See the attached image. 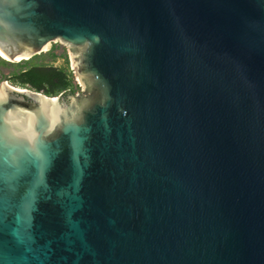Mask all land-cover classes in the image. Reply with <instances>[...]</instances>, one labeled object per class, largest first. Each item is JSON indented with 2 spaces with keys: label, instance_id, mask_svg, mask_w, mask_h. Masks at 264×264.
<instances>
[{
  "label": "water",
  "instance_id": "95a60500",
  "mask_svg": "<svg viewBox=\"0 0 264 264\" xmlns=\"http://www.w3.org/2000/svg\"><path fill=\"white\" fill-rule=\"evenodd\" d=\"M0 264H264V0H0Z\"/></svg>",
  "mask_w": 264,
  "mask_h": 264
},
{
  "label": "trees",
  "instance_id": "16d2710c",
  "mask_svg": "<svg viewBox=\"0 0 264 264\" xmlns=\"http://www.w3.org/2000/svg\"><path fill=\"white\" fill-rule=\"evenodd\" d=\"M59 58L68 59L66 48L59 44H54L47 52L18 63L9 62L0 57V76L3 78L18 77L32 68H50Z\"/></svg>",
  "mask_w": 264,
  "mask_h": 264
},
{
  "label": "rangeland",
  "instance_id": "374dc122",
  "mask_svg": "<svg viewBox=\"0 0 264 264\" xmlns=\"http://www.w3.org/2000/svg\"><path fill=\"white\" fill-rule=\"evenodd\" d=\"M56 44H59V43H56ZM53 45H54V44H53ZM53 45H52V46H53ZM59 45H61V44H59ZM52 46H51V47H52ZM62 46H63V45H62ZM65 48H66V53H67L68 60H69V50L67 49V47H65ZM46 52H47V51H46Z\"/></svg>",
  "mask_w": 264,
  "mask_h": 264
},
{
  "label": "bare ground",
  "instance_id": "6f19581e",
  "mask_svg": "<svg viewBox=\"0 0 264 264\" xmlns=\"http://www.w3.org/2000/svg\"><path fill=\"white\" fill-rule=\"evenodd\" d=\"M1 58H3L1 55H0ZM4 59V58H3Z\"/></svg>",
  "mask_w": 264,
  "mask_h": 264
}]
</instances>
